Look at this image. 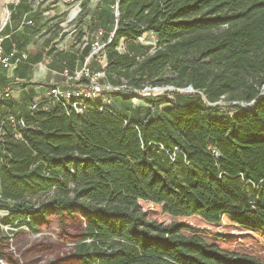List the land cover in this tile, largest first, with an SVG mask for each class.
<instances>
[{
	"label": "trees",
	"instance_id": "16d2710c",
	"mask_svg": "<svg viewBox=\"0 0 264 264\" xmlns=\"http://www.w3.org/2000/svg\"><path fill=\"white\" fill-rule=\"evenodd\" d=\"M118 11L104 70L123 88L82 112L45 95L26 110L0 100V119L25 120L21 137L10 123L0 136V257L20 264L19 234L46 248L58 229L65 264H264V0ZM148 32L156 45L140 42ZM170 85L197 92L138 93Z\"/></svg>",
	"mask_w": 264,
	"mask_h": 264
},
{
	"label": "crops",
	"instance_id": "0c3cea01",
	"mask_svg": "<svg viewBox=\"0 0 264 264\" xmlns=\"http://www.w3.org/2000/svg\"><path fill=\"white\" fill-rule=\"evenodd\" d=\"M114 6L115 0H0V21L10 12L2 31L8 36L5 50L15 44L29 55V62L8 72L17 78L11 98L17 107L26 110L49 86L73 85L75 80L66 76L67 71L75 75L86 64L95 71L107 63L106 57L93 54L92 44L104 42V35L113 29ZM100 29L103 35L98 34ZM147 34L156 41L155 33ZM125 47L122 41L119 48ZM3 84L0 79V90Z\"/></svg>",
	"mask_w": 264,
	"mask_h": 264
},
{
	"label": "built area",
	"instance_id": "2783aa9c",
	"mask_svg": "<svg viewBox=\"0 0 264 264\" xmlns=\"http://www.w3.org/2000/svg\"><path fill=\"white\" fill-rule=\"evenodd\" d=\"M19 0H14V2H18ZM115 13L118 15V5L117 3L114 6ZM9 14L8 16L0 21V74L3 73L5 77L4 84L0 90V100H6L12 98L13 93L16 89L17 78L10 75L8 72L13 70L22 62H29V55L25 51H20L19 48L15 44L12 45L10 51H6L4 48V41L8 37L2 33L3 29L9 22ZM30 23L32 21H29ZM99 35H103L104 31L99 30ZM106 43L100 40H95L92 44L93 54L96 56H101L105 58L103 54V49ZM107 63H105L101 69L92 70L91 67L86 64L82 68V70L75 75H71L68 71L66 72V76L69 79H74L75 83L69 86H60L53 85L49 86L46 90L45 96L50 99L57 100H66L69 101L73 107V110L76 112H82L86 107L87 100H94L101 95L110 94L113 91L120 90L123 87H116L112 85L106 79V72L104 68ZM160 87H145L143 90L138 91L139 94H145L149 92H154L156 94H160L162 91H159ZM137 99V98H135ZM39 102H36L32 108L36 109L38 107ZM6 123H10L16 129V135L21 137L19 128L25 127L24 117H19L16 112H9L5 117L0 119V136L5 134L4 125Z\"/></svg>",
	"mask_w": 264,
	"mask_h": 264
},
{
	"label": "rangeland",
	"instance_id": "374dc122",
	"mask_svg": "<svg viewBox=\"0 0 264 264\" xmlns=\"http://www.w3.org/2000/svg\"><path fill=\"white\" fill-rule=\"evenodd\" d=\"M152 38L150 35L147 33L141 37L140 41L142 43H147L149 45H156V41L150 39ZM120 51H124V48H118ZM162 88V87H160ZM159 91H162L161 93H171L168 97L171 99L174 97L173 91L167 92L163 91L162 89H159ZM190 93V91H185L184 94ZM146 94V93H145ZM144 101L141 99H135L134 103L135 104H143ZM219 105L222 107V110L224 111H229L231 107L228 106V103L225 102L224 100L218 102ZM168 103L162 104L161 108L165 107ZM48 197L43 195L40 196L39 198L35 199L36 202H39V200L47 199ZM8 229V228H6ZM52 231V232H51ZM49 231L48 233L50 234L49 236H52L56 240V244H48V247L42 246L41 248H36L35 249V243L38 238H34V234H19L16 238V241L19 243V248L16 247V244L13 243L11 245V248H13V251L15 252V257L18 256V260L20 264H65V259H61L65 256L68 255L69 251L71 250V245L72 242L71 240L62 238L59 236L60 230H52ZM20 249V250H18ZM22 252L20 254L19 252ZM12 259L10 258H2L0 257V263L1 264H11Z\"/></svg>",
	"mask_w": 264,
	"mask_h": 264
},
{
	"label": "water",
	"instance_id": "95a60500",
	"mask_svg": "<svg viewBox=\"0 0 264 264\" xmlns=\"http://www.w3.org/2000/svg\"><path fill=\"white\" fill-rule=\"evenodd\" d=\"M119 3H120V0H118L117 5H119ZM118 14H119V11H118ZM159 89H162L163 91H169V92L170 91H178L180 93H184L186 90L190 91V93H196L197 92L192 85L188 86L187 88H176L175 86H171L170 85V86H163L162 88H159ZM146 94H156V93L149 92V93H146ZM263 95H264V85L262 87V90L260 92L259 97H262ZM253 103H254V101H252V102H243V103H241V106L242 107H248V106H251ZM217 104H219V103H215V105H217ZM235 104H237V103L235 102ZM215 153H216V155L218 157H220V153L218 151H215Z\"/></svg>",
	"mask_w": 264,
	"mask_h": 264
}]
</instances>
